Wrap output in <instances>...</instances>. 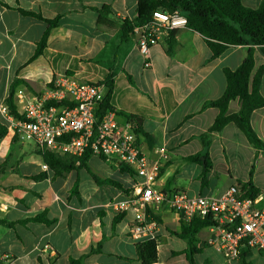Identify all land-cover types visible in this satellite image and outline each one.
Returning <instances> with one entry per match:
<instances>
[{
  "label": "crops",
  "instance_id": "1",
  "mask_svg": "<svg viewBox=\"0 0 264 264\" xmlns=\"http://www.w3.org/2000/svg\"><path fill=\"white\" fill-rule=\"evenodd\" d=\"M240 1L255 9L263 0ZM136 4L137 0H0V124L7 128L1 108L14 80L23 82L16 89L40 94L65 74L102 84L112 73L109 103L116 121L129 122L134 132V123L125 115L137 119L139 131L134 133L149 162L157 157L154 150L165 156L155 188L167 196L218 197L229 186L241 189L240 183L250 181L259 191L257 207H263L264 150L252 147L233 123L212 134V166L203 181L200 165L186 161L202 150L200 136L218 115V109L203 104L223 94L224 69L235 70L250 47L228 46L213 57L205 38L184 25L175 29L172 54L167 53L165 34L143 55L134 36L121 39L122 21L135 20ZM102 7L106 9L99 14L96 9ZM55 18L42 52L34 56L48 28L46 20ZM252 48L251 76L264 65L260 48ZM259 94L264 98V73ZM240 106L239 99L232 100L227 111L235 113ZM249 122L264 143V106L252 111ZM20 144L8 129L0 138L2 264H143L135 248L140 241L130 235L134 212L116 208L134 197L140 181L129 166L91 155L86 168L55 177L43 161L44 153ZM91 175L121 187L99 185ZM74 183L77 195L71 192ZM38 216L41 220H32ZM146 222L157 242L151 264H189L186 241L178 236L182 221L166 203L157 214L148 211ZM214 235L209 227L197 232L194 264H264V255L247 247H240L238 258L226 259L204 243Z\"/></svg>",
  "mask_w": 264,
  "mask_h": 264
},
{
  "label": "built area",
  "instance_id": "2",
  "mask_svg": "<svg viewBox=\"0 0 264 264\" xmlns=\"http://www.w3.org/2000/svg\"><path fill=\"white\" fill-rule=\"evenodd\" d=\"M185 24L186 18L178 11L169 14L161 8L155 9L151 19L133 31L140 53L146 55L167 31ZM103 92L100 83L77 81L65 74L40 94L16 89V115L11 114L7 106H3L1 112L16 140L33 144L41 153L81 157L89 151L91 155L129 166L140 181L134 197L117 203L116 208H130L134 212L130 227L132 238L140 242L155 239L146 216L148 211L159 213L166 203L183 223L210 217L213 225L209 228L215 235L204 243L226 259L238 258L240 247L264 255V206L257 207L255 198H242L236 185L229 186L218 197H190L185 193L167 196L155 188L160 160L165 156L154 150L157 157L149 162L129 122L119 124L112 111L98 116Z\"/></svg>",
  "mask_w": 264,
  "mask_h": 264
},
{
  "label": "trees",
  "instance_id": "3",
  "mask_svg": "<svg viewBox=\"0 0 264 264\" xmlns=\"http://www.w3.org/2000/svg\"><path fill=\"white\" fill-rule=\"evenodd\" d=\"M157 8L178 11L183 15L186 18L185 26L198 32L205 38L213 57L220 55L228 46L248 45L250 47L243 61L235 70L224 69L226 86L223 94L216 100L203 104V108L213 107L218 109V115L207 132L200 136L202 150L186 158V161L200 165L203 181L212 166L208 154L211 136L213 133L219 132L226 124L233 123L244 134L252 147L264 150V143L256 136L249 122L252 111L264 106V98L259 94V85L261 76L264 73V65H261L256 73L251 76L254 66L252 47H259L264 54V0L255 9L243 6L240 0H137L136 18L134 21L126 19L122 21L120 28L121 39L126 40L133 37L134 29L146 24L151 19L152 12ZM104 9L106 7L96 9V11L102 14ZM21 13L41 19L39 15L31 12L21 10ZM56 21L57 18L46 20L48 28L37 43L34 56L42 52L49 30L56 24ZM167 34V53L172 54L175 46V30H169ZM112 76L113 74L110 73L102 83L104 92L103 99L97 108L99 117L103 116L106 111H113L109 103L112 90ZM20 84H23L20 80H14L11 83L9 94L5 101V105L13 115H16L14 93ZM235 99L241 101V106L237 112L229 114L227 111L228 104ZM125 117L134 123V132L139 131L137 119L126 115ZM6 132V126L0 124V138ZM90 156L89 151H86L81 157L45 152L42 158L44 163L53 172V175L62 178L72 170L86 168L85 163ZM121 169L124 171L128 170L124 167H121ZM91 176L99 185L111 184L117 188L121 187L110 179L99 180L95 176ZM34 178L36 179L37 177ZM240 187L242 198L254 199L258 195V189L250 181L240 183ZM71 192L76 195L78 194L77 183H74ZM32 220L39 221L41 218L38 216ZM211 225H213V220L210 217L192 219L189 223H181V230L178 236L186 241L189 264H194L191 256L195 251V235L201 229ZM156 247L157 242L155 239L136 244L137 258L143 264L155 262ZM70 262L71 264H78L74 260H70ZM0 264H2V261H0Z\"/></svg>",
  "mask_w": 264,
  "mask_h": 264
},
{
  "label": "rangeland",
  "instance_id": "4",
  "mask_svg": "<svg viewBox=\"0 0 264 264\" xmlns=\"http://www.w3.org/2000/svg\"><path fill=\"white\" fill-rule=\"evenodd\" d=\"M20 146L22 149L34 148L33 144H31V143H23V144H20ZM91 165H92V168L95 169L93 164H91Z\"/></svg>",
  "mask_w": 264,
  "mask_h": 264
},
{
  "label": "water",
  "instance_id": "5",
  "mask_svg": "<svg viewBox=\"0 0 264 264\" xmlns=\"http://www.w3.org/2000/svg\"><path fill=\"white\" fill-rule=\"evenodd\" d=\"M167 11V13H169V14H171L172 13V10H166Z\"/></svg>",
  "mask_w": 264,
  "mask_h": 264
}]
</instances>
